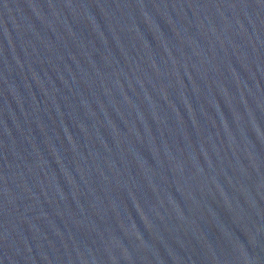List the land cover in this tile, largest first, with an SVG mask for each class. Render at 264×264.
I'll use <instances>...</instances> for the list:
<instances>
[{"label":"water","instance_id":"1","mask_svg":"<svg viewBox=\"0 0 264 264\" xmlns=\"http://www.w3.org/2000/svg\"><path fill=\"white\" fill-rule=\"evenodd\" d=\"M0 264H264V0H0Z\"/></svg>","mask_w":264,"mask_h":264}]
</instances>
